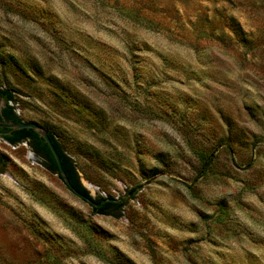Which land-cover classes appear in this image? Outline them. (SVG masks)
<instances>
[{
  "label": "rangeland",
  "instance_id": "1",
  "mask_svg": "<svg viewBox=\"0 0 264 264\" xmlns=\"http://www.w3.org/2000/svg\"><path fill=\"white\" fill-rule=\"evenodd\" d=\"M0 87L124 202L0 137V264H264V0H0Z\"/></svg>",
  "mask_w": 264,
  "mask_h": 264
},
{
  "label": "trees",
  "instance_id": "2",
  "mask_svg": "<svg viewBox=\"0 0 264 264\" xmlns=\"http://www.w3.org/2000/svg\"><path fill=\"white\" fill-rule=\"evenodd\" d=\"M3 98L5 105L2 107L0 111V120L4 121H20L18 115L15 113V107L13 105L14 101V94L12 91L8 88H2L0 87V99ZM45 128V127H44ZM3 130H7V128H1ZM48 131V135L57 151L60 157V161L62 164V167L70 181V183L81 193L88 195V192L86 189L81 185L79 181V176L77 172V167L76 164L73 160V158L66 153V149L64 146L61 144V142L57 139L56 134L52 132L49 128H45ZM1 138L8 142L9 144H17L22 141H27L29 144L31 150L39 157L43 158V160L46 163V168L53 172L56 173L59 177V170L56 164V161L49 150L47 144L44 142V140L32 129L30 128H21V129H16L11 131L9 134L1 135ZM213 153H200L199 158H200V167L196 173V178L203 177L209 167L210 164L213 160ZM0 156V160H1ZM61 179V177H60ZM134 189L129 191L132 193ZM103 198L95 199L96 202L101 201ZM124 204L122 200L118 201H106L102 204L101 207L95 208L92 206V208L95 210L97 213H104L105 209L107 207H113L115 210H119L120 207ZM91 206V205H90Z\"/></svg>",
  "mask_w": 264,
  "mask_h": 264
},
{
  "label": "water",
  "instance_id": "3",
  "mask_svg": "<svg viewBox=\"0 0 264 264\" xmlns=\"http://www.w3.org/2000/svg\"><path fill=\"white\" fill-rule=\"evenodd\" d=\"M4 105H5L4 99L1 98L0 99V109ZM0 127L7 128V130H5V131H0V135L9 134V133H11V131L16 130V129H21V128H30L33 131H35L44 140V142L47 144L49 150L51 151V153H52V155L56 161L62 182L67 186L68 189H70L74 194H76L77 196H79L80 198L85 200L89 205H91L95 208H99L106 201H118L121 199V198H116V197H105L101 201L96 202L90 194L86 195V194L79 192L70 183V181H69V179H68V177H67V175H66V173L62 167L59 154L57 153V151H56V149H55V147H54V145H53V143H52V141L48 135V131L41 124H38V123L33 122V121H24V120H20V121L0 120Z\"/></svg>",
  "mask_w": 264,
  "mask_h": 264
},
{
  "label": "flooded vegetation",
  "instance_id": "4",
  "mask_svg": "<svg viewBox=\"0 0 264 264\" xmlns=\"http://www.w3.org/2000/svg\"><path fill=\"white\" fill-rule=\"evenodd\" d=\"M2 109V108H1ZM1 109H0V111H1ZM1 128H3V127H0V131H5V130H3V129H1ZM0 137H1V135H0ZM70 190V189H69ZM79 191V190H78ZM80 192V191H79Z\"/></svg>",
  "mask_w": 264,
  "mask_h": 264
}]
</instances>
